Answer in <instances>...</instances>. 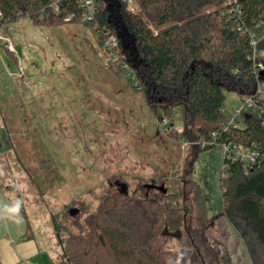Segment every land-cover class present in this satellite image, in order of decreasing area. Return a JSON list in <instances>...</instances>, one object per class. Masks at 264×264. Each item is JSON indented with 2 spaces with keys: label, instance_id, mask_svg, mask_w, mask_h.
Instances as JSON below:
<instances>
[{
  "label": "trees",
  "instance_id": "16d2710c",
  "mask_svg": "<svg viewBox=\"0 0 264 264\" xmlns=\"http://www.w3.org/2000/svg\"><path fill=\"white\" fill-rule=\"evenodd\" d=\"M93 1L96 13L88 22L117 36L134 71L133 84L154 116L163 123L186 112L181 136L197 144L190 146L178 188L169 185L151 195L149 184L132 189L115 177L101 184L96 207L83 217L69 221L54 214L61 252L51 263L222 264L209 246L207 197L193 172L200 153L231 143L259 152L247 167L224 156L222 177V214L258 264L264 251V116L246 110L237 125L226 127L222 107L227 93L252 95L264 80L258 66L264 67V57L257 56L264 0H135L139 11L128 10L125 0ZM84 12L81 0H0V28L23 17L42 26L84 21ZM173 238L178 249L165 247Z\"/></svg>",
  "mask_w": 264,
  "mask_h": 264
},
{
  "label": "rangeland",
  "instance_id": "374dc122",
  "mask_svg": "<svg viewBox=\"0 0 264 264\" xmlns=\"http://www.w3.org/2000/svg\"><path fill=\"white\" fill-rule=\"evenodd\" d=\"M125 1L128 10H140L135 0ZM111 37L117 38L85 19L42 26L23 17L0 28V196L22 201L43 264L61 252L54 214L69 221L83 217L96 207L101 184L115 177L132 189L178 188L190 146L197 144L181 136L186 112L158 121L133 84L126 53L105 46ZM253 93L257 107L264 94H257L258 84ZM246 96L227 93L224 111L234 113ZM223 161L216 144L200 153L193 172L207 197L209 246L222 264H255L222 214ZM178 245L175 238L165 243ZM258 258L264 264V251Z\"/></svg>",
  "mask_w": 264,
  "mask_h": 264
},
{
  "label": "crops",
  "instance_id": "0c3cea01",
  "mask_svg": "<svg viewBox=\"0 0 264 264\" xmlns=\"http://www.w3.org/2000/svg\"><path fill=\"white\" fill-rule=\"evenodd\" d=\"M0 201H14L7 193L0 196ZM20 223L0 222V262L1 264H43L41 249L34 236H28L32 226L21 211ZM54 259L51 257L50 261Z\"/></svg>",
  "mask_w": 264,
  "mask_h": 264
},
{
  "label": "built area",
  "instance_id": "2783aa9c",
  "mask_svg": "<svg viewBox=\"0 0 264 264\" xmlns=\"http://www.w3.org/2000/svg\"><path fill=\"white\" fill-rule=\"evenodd\" d=\"M81 5L85 8V12H84V19L87 21L93 20L95 17V13H96V6H95V2L93 0H81ZM54 6L56 8V10L59 9L58 4L55 2ZM65 20H71L72 19V15L66 16L64 18ZM264 31V30H263ZM264 36V32L262 34ZM111 39V40H110ZM108 41H105L104 44L105 46H107L108 48L112 49V48H116V46H118V41L116 37H111ZM257 38H254L252 41L253 46L255 47L258 43ZM259 69H263V65L261 63L258 64ZM257 84L259 86V93H257L260 97L263 96V90H264V82L258 80ZM256 101V98L253 97V95L251 96H246L244 98V103L238 107L234 113L230 114L227 113L228 118H229V124L226 125V127H229V125H237L238 118L240 117V115L242 114L243 111L246 110H250V109H255L259 114H262L264 116V100L262 101H257V107H255L254 102ZM259 103V104H258ZM259 105V106H258ZM222 109L224 110V107H222ZM213 137L214 139L217 137V132L213 133ZM206 141L202 140V145H206ZM220 147L224 153V156H228L232 159H240L245 163V167L248 166V164L255 160V158L259 155V152L256 148L254 149H244L242 146L236 145V144H231V143H222L220 144Z\"/></svg>",
  "mask_w": 264,
  "mask_h": 264
},
{
  "label": "clouds",
  "instance_id": "9594fccd",
  "mask_svg": "<svg viewBox=\"0 0 264 264\" xmlns=\"http://www.w3.org/2000/svg\"><path fill=\"white\" fill-rule=\"evenodd\" d=\"M22 201H0V222L20 223L23 221L21 215ZM179 264V262H177Z\"/></svg>",
  "mask_w": 264,
  "mask_h": 264
},
{
  "label": "water",
  "instance_id": "95a60500",
  "mask_svg": "<svg viewBox=\"0 0 264 264\" xmlns=\"http://www.w3.org/2000/svg\"><path fill=\"white\" fill-rule=\"evenodd\" d=\"M123 187H124V189H126V185L125 184L123 185ZM148 187L149 188L153 187V188H156V189L161 190L163 192H166V188L164 187V185H153V184H149ZM76 212H77V209H73L72 210V213H76ZM164 233L165 234L168 233L167 228L164 230ZM177 234L179 235L180 232H177Z\"/></svg>",
  "mask_w": 264,
  "mask_h": 264
}]
</instances>
